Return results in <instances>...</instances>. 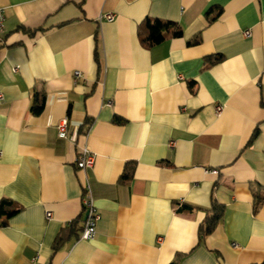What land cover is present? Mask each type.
Instances as JSON below:
<instances>
[{"label": "crops", "instance_id": "obj_1", "mask_svg": "<svg viewBox=\"0 0 264 264\" xmlns=\"http://www.w3.org/2000/svg\"><path fill=\"white\" fill-rule=\"evenodd\" d=\"M0 10V202L21 209L0 219V264H264V0H0ZM147 18L182 36L147 48ZM66 118L73 141L58 135ZM83 148L96 155L85 173ZM85 175L101 216L91 241L78 237ZM213 201L224 213L200 241Z\"/></svg>", "mask_w": 264, "mask_h": 264}, {"label": "trees", "instance_id": "obj_2", "mask_svg": "<svg viewBox=\"0 0 264 264\" xmlns=\"http://www.w3.org/2000/svg\"><path fill=\"white\" fill-rule=\"evenodd\" d=\"M214 13L213 9L209 11L208 17H210ZM221 12H218L215 16L211 18V21H215L216 18L220 15ZM26 32L30 33L31 35L35 34V31H30L25 29ZM182 36V29L181 27L172 21H165L161 19H151L147 18L139 28V38L141 42L147 47L152 48L157 46L164 41H166L170 37H180ZM223 60L222 56L213 58H207V63L215 64L221 62ZM46 105V92L45 90L42 91H35L33 95V101L31 105V114L33 116H40ZM133 175V170L131 169L125 176V179H131ZM262 199L259 198V201ZM187 210V209H186ZM21 209L12 201L3 200L0 202V219L5 218L6 220L13 217L17 213H19ZM224 213V207L217 203V201H213L212 209H210L207 213V217L204 223L200 226V241H202L206 236L210 235L220 220L222 219ZM3 224H6V222ZM77 221L73 223L72 227L69 229L67 234L60 233L56 238L53 249L57 252L62 245H64L67 241L72 239L74 236L77 235ZM80 235H78L79 237ZM172 264H179L178 261L173 262Z\"/></svg>", "mask_w": 264, "mask_h": 264}, {"label": "built area", "instance_id": "obj_3", "mask_svg": "<svg viewBox=\"0 0 264 264\" xmlns=\"http://www.w3.org/2000/svg\"><path fill=\"white\" fill-rule=\"evenodd\" d=\"M104 19L108 21L114 20V15H106L103 17ZM4 22L5 17L0 10V34L3 32L4 29ZM251 33L250 31L245 32L246 37H250ZM76 77H80V72L75 73ZM222 107H217L218 114L221 113ZM69 120L66 118L64 119L59 125H58V135L60 139L63 140H70L73 141L72 133L68 128ZM174 143H171V146H173ZM3 153L0 151V158L2 157ZM96 155L89 149V148H83L81 157L76 160V165L79 171L82 173H85V171L89 168H91L94 165ZM84 195L82 197V206H83V213L85 214L84 224L82 232L79 236V240L83 241H91L94 240L97 236V224L101 219V216L97 210V207L95 205V200L93 196V190L92 186L90 184L89 179L85 175L84 182ZM52 217L51 213H47V218L50 219ZM160 242L163 241V239H159Z\"/></svg>", "mask_w": 264, "mask_h": 264}]
</instances>
